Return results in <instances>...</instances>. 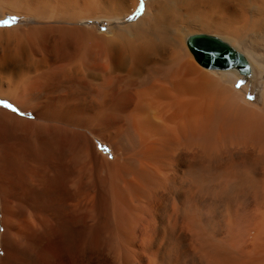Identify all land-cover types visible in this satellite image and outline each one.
I'll use <instances>...</instances> for the list:
<instances>
[{"label":"bare ground","instance_id":"6f19581e","mask_svg":"<svg viewBox=\"0 0 264 264\" xmlns=\"http://www.w3.org/2000/svg\"><path fill=\"white\" fill-rule=\"evenodd\" d=\"M10 16L0 264H264V0H0Z\"/></svg>","mask_w":264,"mask_h":264},{"label":"water","instance_id":"95a60500","mask_svg":"<svg viewBox=\"0 0 264 264\" xmlns=\"http://www.w3.org/2000/svg\"><path fill=\"white\" fill-rule=\"evenodd\" d=\"M189 45L198 57L209 60L219 67H229L240 62L239 53L218 39L204 35L193 36L189 40ZM202 45L205 47L204 51Z\"/></svg>","mask_w":264,"mask_h":264},{"label":"rangeland","instance_id":"374dc122","mask_svg":"<svg viewBox=\"0 0 264 264\" xmlns=\"http://www.w3.org/2000/svg\"><path fill=\"white\" fill-rule=\"evenodd\" d=\"M14 17H16L17 19L14 21V22H12L11 21V16L9 17L10 19H8V20H6V21H9V23H3L4 21L3 20H0V26L1 27H6V26H12V25H15V24H17L18 22H20L21 21V18L20 17H17V16H14ZM256 78H254L255 79V81H254V83L251 85V89H250V93H248L247 95V97L249 98V97H251V99H253L254 98V96H256V97H259V94H260V89H261V87H262V83H259L260 81H258V80H256L257 78H258V76H255ZM258 81V82H257ZM256 82V83H255ZM261 86V87H260ZM250 99V98H249ZM13 107L14 108H16V109H18L16 106H14L13 105ZM27 116H31L30 114L29 115H27Z\"/></svg>","mask_w":264,"mask_h":264},{"label":"snow or ice","instance_id":"6c2138e0","mask_svg":"<svg viewBox=\"0 0 264 264\" xmlns=\"http://www.w3.org/2000/svg\"><path fill=\"white\" fill-rule=\"evenodd\" d=\"M143 3V0H141V4ZM17 18L16 17H12L11 21L14 22ZM3 23H9V21H4ZM243 83V82H241ZM240 85L238 84L237 87H239ZM251 99V97H249ZM0 103H4V106L6 108H10L12 109V111H18V109L14 108L13 105H11L10 103H6V102H2L0 101ZM21 115H23V113H20Z\"/></svg>","mask_w":264,"mask_h":264}]
</instances>
